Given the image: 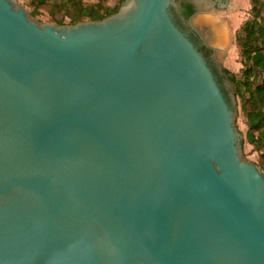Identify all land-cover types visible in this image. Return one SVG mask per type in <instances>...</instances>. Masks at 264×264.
I'll list each match as a JSON object with an SVG mask.
<instances>
[{
	"label": "water",
	"instance_id": "obj_1",
	"mask_svg": "<svg viewBox=\"0 0 264 264\" xmlns=\"http://www.w3.org/2000/svg\"><path fill=\"white\" fill-rule=\"evenodd\" d=\"M174 7L56 24L0 0V264H264V174Z\"/></svg>",
	"mask_w": 264,
	"mask_h": 264
},
{
	"label": "trees",
	"instance_id": "obj_2",
	"mask_svg": "<svg viewBox=\"0 0 264 264\" xmlns=\"http://www.w3.org/2000/svg\"><path fill=\"white\" fill-rule=\"evenodd\" d=\"M52 0H29L32 7L31 16H35L41 6ZM99 0L93 4H83L82 0H57L56 5L63 9L64 16L69 18L68 24L86 20H101L115 13L123 0L110 7ZM251 17L242 24L237 32L236 42L239 46L241 75L236 78L229 70L222 72L233 85L235 98L239 97L241 108L246 117V140L254 149L260 152V168L264 174V15L262 9L264 0H251ZM72 9V10H71ZM194 12L191 4H185L186 17ZM57 24H67L63 19ZM210 53L209 49L205 50Z\"/></svg>",
	"mask_w": 264,
	"mask_h": 264
},
{
	"label": "rangeland",
	"instance_id": "obj_3",
	"mask_svg": "<svg viewBox=\"0 0 264 264\" xmlns=\"http://www.w3.org/2000/svg\"><path fill=\"white\" fill-rule=\"evenodd\" d=\"M28 1L29 0H18V2L26 7L30 12L32 7L29 6ZM54 1L57 0H52L41 6L37 15L32 17L40 22L50 23H56V20L63 19V22L68 24L69 18L64 16L63 9L59 8ZM98 1L99 0H82V3L87 5ZM103 3L104 5L112 7L117 3V1L106 0ZM251 5V0H229L228 6L224 8H209L206 6L204 9H199L196 15L192 18V24L194 27L202 33L208 44L215 48V61L219 67L221 66L222 68L229 70L236 78L240 77L242 67L236 36L245 20L251 17ZM262 14L264 15V7L262 9ZM230 84L233 89L231 82ZM235 100L237 108L235 125L242 136L240 142L242 155L247 160L260 166L261 151L254 149L253 146L247 142L246 117L241 108L240 98L237 97Z\"/></svg>",
	"mask_w": 264,
	"mask_h": 264
},
{
	"label": "flooded vegetation",
	"instance_id": "obj_4",
	"mask_svg": "<svg viewBox=\"0 0 264 264\" xmlns=\"http://www.w3.org/2000/svg\"><path fill=\"white\" fill-rule=\"evenodd\" d=\"M175 1H176V7L171 9L174 20L179 25V27L189 35L191 40L198 46V48L204 53L208 63L210 64L214 74L216 75L218 82L219 83L222 82V78L226 77V75L222 72V67L221 66L219 67V65L215 61L216 51L208 47L204 43L203 39L193 28V25H191L192 23H190V17L193 14L198 12L199 9L206 8V6H209L211 2H215V4H217V0H199L198 2L196 0H175ZM189 3L191 4V7L194 8V12L188 17H186L184 14L185 4H189ZM206 49H209L210 53H207L205 51Z\"/></svg>",
	"mask_w": 264,
	"mask_h": 264
}]
</instances>
